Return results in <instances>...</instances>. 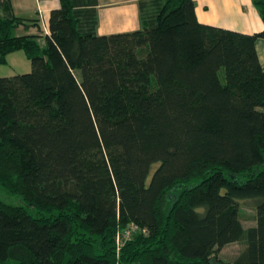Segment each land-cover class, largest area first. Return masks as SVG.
<instances>
[{
    "label": "trees",
    "instance_id": "trees-1",
    "mask_svg": "<svg viewBox=\"0 0 264 264\" xmlns=\"http://www.w3.org/2000/svg\"><path fill=\"white\" fill-rule=\"evenodd\" d=\"M138 8L139 28L98 34L96 0H59L43 31L0 0V63H31L0 76V187L24 202L0 199V264H227L230 242L264 264V27Z\"/></svg>",
    "mask_w": 264,
    "mask_h": 264
},
{
    "label": "crops",
    "instance_id": "crops-1",
    "mask_svg": "<svg viewBox=\"0 0 264 264\" xmlns=\"http://www.w3.org/2000/svg\"><path fill=\"white\" fill-rule=\"evenodd\" d=\"M13 12L22 17H40L43 31L52 8L59 0H10ZM139 0H96L97 33L130 31L140 27ZM200 22L252 33L261 30L264 23L252 0H193ZM20 30V27L18 28ZM35 32V28H30ZM255 46L264 68V38H257Z\"/></svg>",
    "mask_w": 264,
    "mask_h": 264
},
{
    "label": "rangeland",
    "instance_id": "rangeland-1",
    "mask_svg": "<svg viewBox=\"0 0 264 264\" xmlns=\"http://www.w3.org/2000/svg\"><path fill=\"white\" fill-rule=\"evenodd\" d=\"M7 61L0 63V76H9L12 74L27 72L31 69L30 60L22 50H15L7 54ZM264 168V164L261 165ZM175 192V191H173ZM0 199L6 203L14 205H23V199L18 194H12L0 187ZM239 216L244 227L252 225L255 221V212L251 207L241 206ZM242 248L239 242L226 243L218 248L215 253L224 263L233 264L235 257Z\"/></svg>",
    "mask_w": 264,
    "mask_h": 264
},
{
    "label": "built area",
    "instance_id": "built-area-1",
    "mask_svg": "<svg viewBox=\"0 0 264 264\" xmlns=\"http://www.w3.org/2000/svg\"><path fill=\"white\" fill-rule=\"evenodd\" d=\"M136 228H137L136 225L131 224V226L125 231L124 236H129L130 232H131L132 230H135ZM117 239H118V238H117ZM118 242H119V239H118Z\"/></svg>",
    "mask_w": 264,
    "mask_h": 264
}]
</instances>
